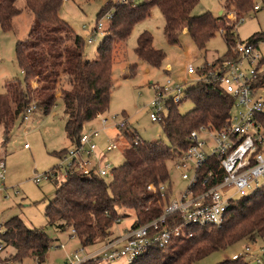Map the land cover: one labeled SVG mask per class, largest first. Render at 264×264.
Here are the masks:
<instances>
[{
  "label": "trees",
  "instance_id": "trees-1",
  "mask_svg": "<svg viewBox=\"0 0 264 264\" xmlns=\"http://www.w3.org/2000/svg\"><path fill=\"white\" fill-rule=\"evenodd\" d=\"M0 0V30L12 31L13 19L26 10L32 15L27 36L15 43V59L23 73V80H7L0 91V133L5 145L17 121L23 120L27 107L34 105L48 113L59 100L66 114L65 131L74 144L83 131L86 122L93 120L97 113L108 110L112 88L113 51L116 42L125 43L134 26L148 18L153 7H157L164 19V34L169 44H177L182 32H186L199 51L217 32L225 40L227 50L218 59L222 65L227 59L237 56L231 47L239 41L233 24L225 21L224 11L235 10L238 16L254 11L253 0H222L221 14L205 11L192 15L191 11L199 0H119L106 1L98 10L100 17L111 9L102 40L96 47V55L89 59L84 53L85 40L60 16V7L67 0ZM254 33L248 40L262 36ZM139 60L151 67L159 68L166 53L153 45L150 32L139 33L134 48ZM198 67L200 71L212 66ZM136 63L130 64L133 70ZM255 84H263L264 66L257 69ZM35 84V85H33ZM190 100L192 108L182 113L178 109L183 100ZM232 100L221 90L207 83L186 86L178 103H170L159 123L168 140H142L129 126L119 128L128 142L123 147L124 159L114 166L111 178L78 173L69 174L65 179L54 181V196L44 208L47 225L59 231L74 230L75 238L84 248L101 244L114 236L116 219L128 217L126 210L134 214L133 225L158 216L169 198L161 196L160 187L171 191L167 163L175 161L186 149L190 131L200 126L222 128L231 113ZM124 117V116H123ZM255 118L264 135V114ZM68 147L55 154L61 156ZM215 158L208 160L201 176H207L208 167L216 178L221 179L222 170ZM150 187V188H149ZM122 211V213L120 212ZM4 231L0 240L4 243L2 253L11 248L9 258L22 262L32 258L38 263L44 261L52 240L43 227H31L19 216H12L2 223ZM191 236H174L163 248L144 252L127 264H196L202 257L241 239L254 242L264 236V180L261 185L247 194L230 199L223 222L219 226L204 225L186 228ZM72 233L70 234V236ZM86 260L81 264H95ZM217 264H248L243 259H224Z\"/></svg>",
  "mask_w": 264,
  "mask_h": 264
},
{
  "label": "rangeland",
  "instance_id": "rangeland-1",
  "mask_svg": "<svg viewBox=\"0 0 264 264\" xmlns=\"http://www.w3.org/2000/svg\"><path fill=\"white\" fill-rule=\"evenodd\" d=\"M106 1L109 0H67L60 7V16L85 40L84 53L89 59L95 57L96 47L102 40L103 32L108 25L105 13L100 17L96 16ZM253 1L254 5L258 3L259 7L249 14L243 15L244 20L239 23L237 20L240 16L236 14L235 10H223L222 0H199L191 14L198 15L210 11L217 15L219 11H224L225 21L233 24L237 39L245 42L254 33H264V0ZM16 4L22 7L23 0H17ZM32 19V15L24 10L13 19L14 28L12 31L3 32L0 30V91L7 80H23V73L15 59V43L27 36ZM97 21H101L103 27L94 30ZM163 28V16L157 7H153L150 16L134 26L125 43L116 42L115 44L110 102L108 110L104 113L108 117V123L107 128L101 131L96 141L98 152L103 150L109 141L118 145L117 149L104 152V155L101 154L100 157L113 167L122 163L124 159L123 147L128 142L117 127V124L122 120H126L124 126L132 128L142 140H160L168 144L159 121H151L149 117L152 110L150 101L153 98V86L163 83L166 78L183 83L185 68L189 63L200 68L216 63L214 65L216 67L219 64L217 60L221 59V55L227 50L225 40L220 32H217L208 41L205 51H199L185 31L180 35L177 44H169L166 41ZM144 30L151 33L153 45L166 53L159 68L149 66L139 60L135 54L137 37ZM88 37H92L94 40L89 43ZM133 63H136V66L131 70L129 65ZM167 66L170 67L169 71L166 70ZM214 67L212 66L210 69ZM258 87L264 89V81L260 86L258 84ZM191 108L192 103L187 99L178 105V109L182 113ZM234 111L236 109L232 108L231 112ZM65 122L66 114L58 100L48 113L45 114L41 110L35 109L27 119L17 121L11 131L9 141L5 145L2 144V134L0 133V158L5 161V184L9 192L7 198L0 195V224L12 216H19L28 226L43 227L52 240L45 259L41 263L32 258L16 262L9 258V254L12 253L11 248H6L2 253L5 261L15 264H65L69 254L82 247L76 238L70 236V230L59 231L54 226L47 225L44 208L54 196V181L42 180L38 184L32 181L33 177L44 174L58 163L59 160L55 154L57 151L71 145L65 131ZM98 126V120L94 118L84 124L83 130ZM24 144L27 145V148H24ZM167 166L170 175L171 196L172 198L177 197L185 188L186 182L171 161H168ZM62 178H59L58 181ZM105 178L109 180L111 175ZM261 181L263 180L261 179ZM250 191L247 189L245 192H235V189H231L234 197L247 194ZM126 211L129 216L122 217L121 222L113 226L114 233L122 232L134 221L133 212ZM120 212L122 213L121 210ZM59 244L64 246L60 247ZM99 246L100 244H95L85 249L92 251ZM246 246L258 255L264 264V236L258 237L254 242L245 238L241 239L226 249L216 250L202 257L196 261V264H217L224 259H230L235 253L244 251ZM95 264H127V261L125 257L117 258L114 261L101 258ZM248 264L254 263L248 262Z\"/></svg>",
  "mask_w": 264,
  "mask_h": 264
},
{
  "label": "built area",
  "instance_id": "built-area-1",
  "mask_svg": "<svg viewBox=\"0 0 264 264\" xmlns=\"http://www.w3.org/2000/svg\"><path fill=\"white\" fill-rule=\"evenodd\" d=\"M258 7L259 4L256 3L254 8ZM105 17L108 22L111 20V10L105 12ZM243 20L244 17L240 16L237 21L239 23ZM96 23L94 30L103 27L101 21ZM92 40V37H88L87 41L91 43ZM231 50L237 57L227 59L222 65L200 71L189 63L185 68L183 83L166 78L163 83L153 86L154 93L150 101L152 110L149 114L151 121H159L170 103L180 102L186 86L200 82L217 86L232 100V108L236 109L230 113L226 124L220 129L200 126L190 131L186 149L172 162L185 180V188L177 197L172 198V190L161 186V196L165 198L169 194V198L158 216L136 225L132 222L129 227L92 251L84 247L75 250L69 254L65 264H81L86 260L97 262L101 258L114 261L120 257H125L127 263H130L151 248L165 247L174 236H191V232L186 229L190 226H219L223 222L230 199L234 197L231 189L245 192L261 185V179L264 180V135L255 116L264 114V89H260L254 82L257 69L264 66V35L245 42L237 41ZM169 69L167 66L166 70ZM34 108V105L27 107L22 115L23 119H27ZM95 119L99 126L83 130L77 141L58 157L59 161L54 167L32 178L35 184L42 180L58 181L59 178L65 179L74 173L88 177L111 175L113 166L98 157L96 143L101 131L107 128L108 117L100 112ZM125 124L126 120L120 121L117 124L118 129ZM24 148H27L26 144ZM117 148L115 142L109 141L103 151ZM211 157L216 159L217 167L222 170L221 179L216 183L209 181L212 177L216 178L217 174L212 170V165L208 167L207 176H201L202 169H205ZM0 195L4 198L9 196L5 184V161L2 158ZM120 222V218H117L116 223ZM3 231L1 223L0 233ZM71 233V237L75 238L74 230ZM3 248L4 243L0 240V253ZM230 259L263 264L262 259L248 246L244 251L233 254ZM0 264L15 263L0 260Z\"/></svg>",
  "mask_w": 264,
  "mask_h": 264
},
{
  "label": "crops",
  "instance_id": "crops-1",
  "mask_svg": "<svg viewBox=\"0 0 264 264\" xmlns=\"http://www.w3.org/2000/svg\"><path fill=\"white\" fill-rule=\"evenodd\" d=\"M98 149V148H97ZM101 154H103L104 155V151L103 150H101V151H97V155H98V157L100 158L101 157Z\"/></svg>",
  "mask_w": 264,
  "mask_h": 264
},
{
  "label": "water",
  "instance_id": "water-1",
  "mask_svg": "<svg viewBox=\"0 0 264 264\" xmlns=\"http://www.w3.org/2000/svg\"><path fill=\"white\" fill-rule=\"evenodd\" d=\"M222 13V10L221 11H219V13L218 14H221Z\"/></svg>",
  "mask_w": 264,
  "mask_h": 264
}]
</instances>
